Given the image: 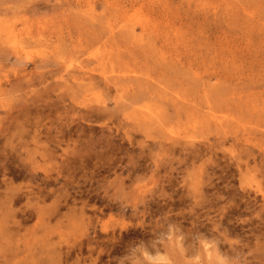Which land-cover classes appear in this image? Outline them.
I'll use <instances>...</instances> for the list:
<instances>
[{"label": "rangeland", "instance_id": "rangeland-1", "mask_svg": "<svg viewBox=\"0 0 264 264\" xmlns=\"http://www.w3.org/2000/svg\"><path fill=\"white\" fill-rule=\"evenodd\" d=\"M0 264H264V0H0Z\"/></svg>", "mask_w": 264, "mask_h": 264}, {"label": "bare ground", "instance_id": "bare-ground-1", "mask_svg": "<svg viewBox=\"0 0 264 264\" xmlns=\"http://www.w3.org/2000/svg\"><path fill=\"white\" fill-rule=\"evenodd\" d=\"M109 231V230H108ZM60 263V261H58Z\"/></svg>", "mask_w": 264, "mask_h": 264}]
</instances>
